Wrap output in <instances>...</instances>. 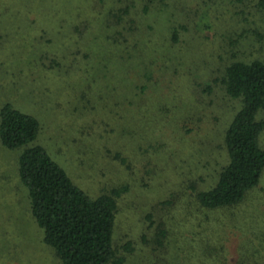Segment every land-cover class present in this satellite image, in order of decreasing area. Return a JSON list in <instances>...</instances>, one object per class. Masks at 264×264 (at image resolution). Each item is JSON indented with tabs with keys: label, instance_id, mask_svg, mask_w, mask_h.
Wrapping results in <instances>:
<instances>
[{
	"label": "rangeland",
	"instance_id": "rangeland-1",
	"mask_svg": "<svg viewBox=\"0 0 264 264\" xmlns=\"http://www.w3.org/2000/svg\"><path fill=\"white\" fill-rule=\"evenodd\" d=\"M5 1L0 109L36 118L34 145L91 196L130 184L114 239L125 264H208L201 236L224 242L229 263L251 240L261 248L264 175L240 207L219 213L221 225L204 219L192 196L228 164L225 133L242 103L226 96L223 80L235 63L264 62L263 0ZM21 153L0 144V264H62L31 215ZM158 223L166 250L155 243Z\"/></svg>",
	"mask_w": 264,
	"mask_h": 264
},
{
	"label": "trees",
	"instance_id": "trees-1",
	"mask_svg": "<svg viewBox=\"0 0 264 264\" xmlns=\"http://www.w3.org/2000/svg\"><path fill=\"white\" fill-rule=\"evenodd\" d=\"M7 1L10 0L5 4ZM146 1L155 3L161 0ZM10 4L14 7L12 0ZM259 7L264 11V0ZM7 11L9 9H5ZM223 85L228 98L242 103L241 110L225 133L228 164L211 189L195 192L192 196L193 206L205 214L204 219L210 220V215H214L213 223H210L213 227L221 225L217 219L219 213L240 207L260 186L264 175V150L260 146L264 120H257L264 112V62L231 65L226 70ZM124 91L131 99L133 90ZM40 129L36 118L20 112L11 104H4L0 109V144L9 151L22 150L18 175L28 193L31 215L43 231L45 245L55 252L62 264H125L126 259L120 256L114 239L119 200L129 193L130 184L117 185L97 197L91 196L71 180L45 148L34 145ZM114 158L123 165L127 164L118 154ZM164 203L167 202L161 204ZM152 219L153 216L147 217L155 226L157 223ZM158 224L154 228L155 243L159 250H166L170 245L168 230L162 223ZM249 238L257 237L250 235ZM197 245L198 255L208 264H264V244L258 250L255 246L249 248L255 245L252 240L245 245L249 251L245 250L246 254H241L235 263L227 262L224 242L223 245L213 244L210 238L201 236ZM124 248L131 249L130 245Z\"/></svg>",
	"mask_w": 264,
	"mask_h": 264
}]
</instances>
